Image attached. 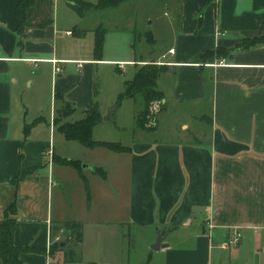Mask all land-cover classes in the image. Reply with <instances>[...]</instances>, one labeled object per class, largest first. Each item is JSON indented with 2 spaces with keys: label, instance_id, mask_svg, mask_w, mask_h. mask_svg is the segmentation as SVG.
Masks as SVG:
<instances>
[{
  "label": "crops",
  "instance_id": "1",
  "mask_svg": "<svg viewBox=\"0 0 264 264\" xmlns=\"http://www.w3.org/2000/svg\"><path fill=\"white\" fill-rule=\"evenodd\" d=\"M19 1L27 2L0 0V221L15 201L13 244L36 250L21 264H58L62 252L48 258L47 246L72 223L81 226L79 258L65 264H129L130 250L121 257L131 236L146 240L138 264H264V45L211 63L196 59L264 36V0H171L172 45L159 50L157 25L149 30L156 49L136 62L94 61L93 32L119 31L112 22L125 13L126 31L138 32L143 1L80 18L59 0H32L20 30ZM155 18L146 16L150 26ZM143 61L166 68L157 80L164 104L156 128L136 124L130 140L114 142L94 137L100 124L93 129L94 141L127 153L65 141L52 125L56 107L69 104L71 123L81 120L76 113L97 105L98 64L123 73ZM142 110L143 101L137 115ZM53 157L78 161L80 171ZM236 232L237 246L223 249ZM157 233L166 247L151 252Z\"/></svg>",
  "mask_w": 264,
  "mask_h": 264
},
{
  "label": "trees",
  "instance_id": "2",
  "mask_svg": "<svg viewBox=\"0 0 264 264\" xmlns=\"http://www.w3.org/2000/svg\"><path fill=\"white\" fill-rule=\"evenodd\" d=\"M128 0H96L95 4L83 2L82 0H69L67 2L68 7L80 18L84 17L88 13L97 11H104L107 9H113ZM211 1V0H207ZM32 0H27L26 4L19 1L15 12L18 18V29L20 30L26 19V12L29 6L32 5ZM94 44H93V58L94 61H101L103 57L104 39L106 31L102 26H98L94 30ZM146 42L149 45H153L154 41L152 35L147 33ZM259 45H264V36L253 38L251 40H244L240 44L236 45L232 49L216 48L214 50L207 51L196 57L201 63H211L215 60L230 56L236 51H247ZM166 70L164 66H158L153 62H149L143 66H135L134 71L129 77L123 79V91L117 98L118 104L123 100L134 99L140 96L143 101V110L136 117V124L138 127L143 128L146 131H152L156 128L155 125L148 127L149 108L151 103L155 101L162 102L163 95L157 90V80L160 75ZM119 72V71H118ZM120 75L124 74L119 72ZM73 113V109L69 104H65L64 110H62V116L64 119L68 118ZM102 121V116L99 112L98 106L94 104L89 110L84 112V117L81 120L75 122L59 121L53 119V125L56 126V131L60 133L65 141L76 142L87 149H94L97 147L105 148L114 153H127L129 149L123 147L119 143H107L96 142L92 139V131ZM35 123V122H34ZM29 127L24 129V136L27 138L29 133ZM53 162L61 165H66L80 171V163L74 160L58 159L53 157ZM102 178L105 174L101 170H95ZM16 202L13 201L7 208L4 214V218L0 221V264H21L20 256L25 253L35 252V249L29 247H16L13 244V237L15 232L16 222L12 216L16 215ZM64 229L70 232L71 238L68 241H73L79 244L81 241V226L78 224H65ZM73 239V240H72ZM67 241H61L52 245L50 248V255H54L56 252L61 251ZM74 252H71L70 256L65 259V263H74L77 260L73 258Z\"/></svg>",
  "mask_w": 264,
  "mask_h": 264
},
{
  "label": "rangeland",
  "instance_id": "3",
  "mask_svg": "<svg viewBox=\"0 0 264 264\" xmlns=\"http://www.w3.org/2000/svg\"><path fill=\"white\" fill-rule=\"evenodd\" d=\"M69 0H59L60 6L63 4L67 5ZM88 3H95V0H84ZM143 3H137L139 5V14L137 17V30L135 33H131L130 31H126V23L128 19L129 13H125L121 16H118L115 19L113 17L114 26L111 29L119 30L117 32H112L109 30L105 34L104 39V48H103V58L108 60L118 61H137L141 58H146L147 54L149 53V49L153 50L156 49L155 44L152 46L146 42V34L150 33L151 30H155L156 26L160 27L159 36H157V47L160 49L163 46H171V32L169 28L167 29L165 25H168L169 20H171L174 16V9L171 6V0H167V4L160 3L162 0H141ZM160 1V2H159ZM137 7V5H136ZM150 14L151 17H156L153 21V26H150V19L146 20V16ZM150 30V31H149ZM164 51L163 49L161 50ZM150 61H143L139 63H134L130 66H124L123 69H120L124 74L120 75L117 71V67L113 66L112 64H98L97 71L94 75V87L96 89V98L95 102L97 103L99 109L105 112L104 116L102 117V121L100 123V127H98V131L94 133V137H103V139H110L109 141H120L118 139H131V131L136 126L135 117H137L138 111L142 108V101L141 97L137 96L134 99L123 100L121 103L118 104L117 98L120 93L123 91V79L129 77L132 72L134 71L135 66H143L148 64ZM55 74V73H54ZM56 75V74H55ZM45 94V92H44ZM50 100V99H49ZM47 110L49 103L46 102ZM61 108V106H60ZM62 110L64 108L57 110L55 109V113L53 119L59 121H69L73 117H68L64 119L62 116ZM76 119H82L84 116H80L79 113L75 114ZM43 118L48 119V114L44 115ZM106 118V120H104ZM31 119H28V122H31ZM53 125V122H52ZM54 126V125H53ZM56 129V126H54ZM119 128V129H118ZM99 132H101V136H99ZM60 135V134H59ZM59 135L56 133V137L59 138ZM123 137V138H122ZM68 153H73L70 147L67 148ZM84 165H82L83 167ZM126 233L127 239V230L125 229L124 234ZM180 234H185L183 231ZM132 235V232L131 234ZM71 238L70 232L66 231L63 228V238L62 241H67V245L64 246L61 250L62 255H58L55 258V263L58 264H65V259L70 256L71 252H74L73 258L77 260L78 250L76 243L71 241L69 243L68 239ZM73 240V239H72ZM141 240L139 243V238H135L131 236L130 238V245H125L124 243V250L122 254V260H127V249L130 250L129 253V264H138L141 262H137L142 252L145 249L146 240ZM69 244V245H68ZM151 250V246L149 247ZM75 250V251H74ZM148 252V251H146ZM151 252H153L151 250Z\"/></svg>",
  "mask_w": 264,
  "mask_h": 264
},
{
  "label": "built area",
  "instance_id": "4",
  "mask_svg": "<svg viewBox=\"0 0 264 264\" xmlns=\"http://www.w3.org/2000/svg\"><path fill=\"white\" fill-rule=\"evenodd\" d=\"M66 35L67 36H71V32H66ZM168 54H174V50H168ZM160 66H163L165 64H159ZM169 65V64H167ZM218 65H223V62H219ZM118 66L120 68H122L123 64H118ZM60 72V69L58 67H55L54 68V73L55 74H58ZM162 102L160 101H155L153 103H151L150 105V108H149V116H148V124L147 126L148 127H152L155 125V119H156V115L159 113V111L161 110L162 108ZM45 155L46 157L49 158V160H51L52 158V150H51V147H49V149L45 152ZM60 237H57L55 238L52 242H49L48 246H47V256L49 258V251H50V248L52 247V245L56 244V243H59L61 240ZM241 239V235L239 233H234L233 236L231 238L228 239V241L226 243H224L221 247L225 250H228L229 248H234L237 246V244L239 243ZM46 264H51L50 261L47 260V263Z\"/></svg>",
  "mask_w": 264,
  "mask_h": 264
},
{
  "label": "water",
  "instance_id": "5",
  "mask_svg": "<svg viewBox=\"0 0 264 264\" xmlns=\"http://www.w3.org/2000/svg\"><path fill=\"white\" fill-rule=\"evenodd\" d=\"M163 239H164L163 236H161L160 233H157L156 240H155L154 244L151 246V250L152 251H158L161 248H165L166 245L161 244Z\"/></svg>",
  "mask_w": 264,
  "mask_h": 264
}]
</instances>
